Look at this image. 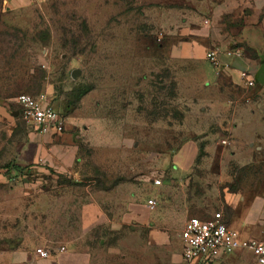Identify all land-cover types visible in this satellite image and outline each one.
<instances>
[{
    "label": "rangeland",
    "instance_id": "374dc122",
    "mask_svg": "<svg viewBox=\"0 0 264 264\" xmlns=\"http://www.w3.org/2000/svg\"><path fill=\"white\" fill-rule=\"evenodd\" d=\"M249 1L0 0V264H57L71 247L92 253L89 264H163L171 247L181 251L178 239H166L188 218L230 216L228 200L264 190V149L256 147L264 143V84L228 95L205 86V99L193 101L191 66L170 49L189 35L175 30L182 18L191 23V3L211 6L219 23L250 27ZM241 31L228 32L231 49L260 67L264 57ZM21 93H47L65 116L57 151L15 115ZM130 180L133 192L159 199L145 225L107 198ZM99 190L100 215L122 221L106 227L101 254L100 238L93 248L81 241L79 223L93 217Z\"/></svg>",
    "mask_w": 264,
    "mask_h": 264
},
{
    "label": "crops",
    "instance_id": "0c3cea01",
    "mask_svg": "<svg viewBox=\"0 0 264 264\" xmlns=\"http://www.w3.org/2000/svg\"><path fill=\"white\" fill-rule=\"evenodd\" d=\"M248 5H250L252 17L250 27H237L226 21L219 23L218 21L220 17L211 6H207L203 3L199 7L194 3H191V23H188L186 18H182L181 25H179L181 27L175 30L179 33L180 30L186 29L189 34L183 39L179 38L178 40L175 39L172 41L170 43V49L171 56L173 57L172 60L178 59L186 61L188 65L191 66V98L193 101H195L196 98L199 100L205 99L202 92V90L205 89V86L216 85L215 87H217L219 93L227 94L228 92L232 94L234 91L233 89H237L236 86L243 83L240 77L242 70L252 71L251 74L257 82L256 86L264 84L260 83L258 80V76L264 67V64L260 67L256 66L257 61L250 58L247 53H244L241 56L234 55L231 51L235 49H231V40L227 37L228 32L239 33L242 28H245V33L241 31L243 35L241 37L248 42L249 45L247 47H250V50L256 51L259 54L257 55L261 58L264 57V0H251ZM205 20L208 22H204ZM212 51L217 54L218 65L211 63L207 57V54ZM221 86L226 88L227 91L222 90ZM37 134L44 136L43 144H41L42 147H46V144L50 143L53 145V151H57L59 146L57 143H54L53 136H58L61 133L51 131L47 134ZM233 141L235 143V140ZM249 144L253 145L252 142ZM256 147L257 150L261 151L262 148L264 149V143L258 144ZM196 152L197 146L194 143L191 146V157H193ZM262 183V188L264 189V182ZM133 185L134 184L131 180L121 184L112 191L113 194L112 192H109L107 198L112 200L117 208H119V206H128L129 214L132 213L133 219H135L139 225H145L147 223V211H151L147 201L150 198H156L159 203V199L155 196L148 198L147 191L142 192L141 188H139V191L133 192ZM247 192H249V194L240 197L241 202L238 201L234 203L230 200L226 202L228 207H232V205L234 206V210L230 216L227 213L222 212L228 225L237 229L243 239L250 238L264 241V190L259 194L254 193V195L252 194V190ZM94 194L91 198V201L93 202V217H86L85 215L81 217L79 222L83 226V238H81V241L84 240L85 246H91L90 248H93L96 240L100 238L101 247H97L100 248L97 250H100L99 252L101 254L106 250V245L104 244L107 237L103 235L107 230L106 227L110 225H118L122 221L119 223L117 219L100 215L102 206H106V194H103L100 190ZM240 205L242 208L239 210L238 206ZM236 209L239 211L237 210V214L235 215ZM128 218L130 219L131 215ZM113 226L110 229L114 230ZM183 227L181 229H174L173 233L177 231V236H168L166 239L169 243H171V240L173 239L175 241L178 239L181 244V251L180 249L178 250V248L174 249V247H171L170 250L172 251V254H169V258L165 261L166 263L163 264H183V243L179 237ZM88 233L90 234V238L86 236ZM68 249L55 260L57 264H89L91 262L90 256L92 253L89 251H87V253H80V251H77L74 247ZM246 251L245 248L237 249L230 254L221 256L213 264H258L251 251V256L253 255L255 261H253V259L250 262V260L247 259L248 253H246ZM42 260H48V258Z\"/></svg>",
    "mask_w": 264,
    "mask_h": 264
},
{
    "label": "built area",
    "instance_id": "2783aa9c",
    "mask_svg": "<svg viewBox=\"0 0 264 264\" xmlns=\"http://www.w3.org/2000/svg\"><path fill=\"white\" fill-rule=\"evenodd\" d=\"M234 55L241 56L242 51H231ZM214 65H218L216 52L207 54ZM241 80L245 86L255 87L256 80L249 70H242ZM22 120L34 128L38 133L47 134L51 131L62 133L66 128V119L54 106L47 93L30 94L21 93L15 99ZM161 185L162 180H155ZM153 210L158 206L156 198L147 201ZM183 243V264H213L221 256L230 254L237 249L245 248L255 256L258 264H264V241L256 239H243L237 229L228 225L222 211H217L208 217H191L186 220L179 235ZM37 254L42 259L51 256L49 250L39 247Z\"/></svg>",
    "mask_w": 264,
    "mask_h": 264
},
{
    "label": "water",
    "instance_id": "95a60500",
    "mask_svg": "<svg viewBox=\"0 0 264 264\" xmlns=\"http://www.w3.org/2000/svg\"><path fill=\"white\" fill-rule=\"evenodd\" d=\"M81 74V70L80 69H74L71 72V75L73 78H77L79 75ZM258 80L260 83H264V67L262 68L259 76H258ZM17 113H15L16 115Z\"/></svg>",
    "mask_w": 264,
    "mask_h": 264
},
{
    "label": "trees",
    "instance_id": "16d2710c",
    "mask_svg": "<svg viewBox=\"0 0 264 264\" xmlns=\"http://www.w3.org/2000/svg\"><path fill=\"white\" fill-rule=\"evenodd\" d=\"M8 168H7V173H10L11 171H12V169L14 168V166L11 168V167H9V166H7ZM17 169H21V168H19V166H17Z\"/></svg>",
    "mask_w": 264,
    "mask_h": 264
}]
</instances>
